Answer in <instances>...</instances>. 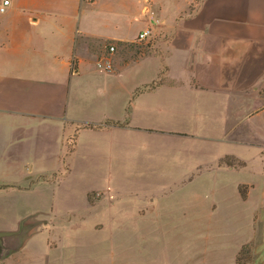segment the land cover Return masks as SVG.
Masks as SVG:
<instances>
[{
	"label": "crops",
	"instance_id": "0c3cea01",
	"mask_svg": "<svg viewBox=\"0 0 264 264\" xmlns=\"http://www.w3.org/2000/svg\"><path fill=\"white\" fill-rule=\"evenodd\" d=\"M8 1L0 232L39 213L72 225L52 200L68 178L84 212L111 192L149 203L202 184L233 194L228 224L250 209L264 249V0ZM33 244L46 250L35 235L20 249Z\"/></svg>",
	"mask_w": 264,
	"mask_h": 264
},
{
	"label": "rangeland",
	"instance_id": "374dc122",
	"mask_svg": "<svg viewBox=\"0 0 264 264\" xmlns=\"http://www.w3.org/2000/svg\"><path fill=\"white\" fill-rule=\"evenodd\" d=\"M73 184L72 178L64 179L53 188L52 200L62 216L75 215L74 224L58 226L47 214H34L25 224L35 225L25 236L44 239L46 250L42 244L24 245L0 264H264L261 231L255 226L251 231L250 209L234 224L223 219L227 210H237L232 193L205 191L207 185L199 184L193 193L162 195L146 203L111 192L107 208L84 212L65 197Z\"/></svg>",
	"mask_w": 264,
	"mask_h": 264
},
{
	"label": "water",
	"instance_id": "95a60500",
	"mask_svg": "<svg viewBox=\"0 0 264 264\" xmlns=\"http://www.w3.org/2000/svg\"><path fill=\"white\" fill-rule=\"evenodd\" d=\"M24 222L25 219L21 220L15 231L0 232V260L20 249L26 231L35 225H25Z\"/></svg>",
	"mask_w": 264,
	"mask_h": 264
},
{
	"label": "built area",
	"instance_id": "2783aa9c",
	"mask_svg": "<svg viewBox=\"0 0 264 264\" xmlns=\"http://www.w3.org/2000/svg\"><path fill=\"white\" fill-rule=\"evenodd\" d=\"M9 5V1L8 0H1L0 1V14L4 13L7 9ZM149 34V31H143L141 33H139L137 39L138 40H143L144 38H146V36ZM107 52L108 54H111L114 52V48L113 46H109L107 48ZM97 68L104 70V71H109L111 69V63L109 61V58L104 55L102 56L98 61H97Z\"/></svg>",
	"mask_w": 264,
	"mask_h": 264
},
{
	"label": "trees",
	"instance_id": "16d2710c",
	"mask_svg": "<svg viewBox=\"0 0 264 264\" xmlns=\"http://www.w3.org/2000/svg\"><path fill=\"white\" fill-rule=\"evenodd\" d=\"M241 195H243V193L241 192Z\"/></svg>",
	"mask_w": 264,
	"mask_h": 264
}]
</instances>
